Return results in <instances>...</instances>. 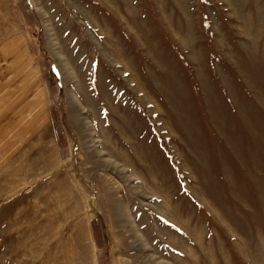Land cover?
<instances>
[{"label":"rangeland","instance_id":"374dc122","mask_svg":"<svg viewBox=\"0 0 264 264\" xmlns=\"http://www.w3.org/2000/svg\"><path fill=\"white\" fill-rule=\"evenodd\" d=\"M15 38L0 264H264V0H0V47ZM208 101L219 127L247 111L224 180Z\"/></svg>","mask_w":264,"mask_h":264},{"label":"bare ground","instance_id":"6f19581e","mask_svg":"<svg viewBox=\"0 0 264 264\" xmlns=\"http://www.w3.org/2000/svg\"><path fill=\"white\" fill-rule=\"evenodd\" d=\"M12 45H14L13 43H12ZM13 47V46H12ZM250 54V53H249ZM14 55V54H13ZM256 60V59H255ZM252 62V61H251ZM249 64H250V62H248V59H247V71H248V73H249V71H252V68L249 66ZM257 65V64H256ZM245 73H247V72H245ZM245 76V75H244ZM248 80V79H247ZM249 81V80H248ZM251 81H253V80H251ZM247 82V81H246ZM246 84V86H247V90H248V94H250V96H252V98H256L255 97V94H256V89L259 87V85H258V83H257V81L255 80V81H253V83L250 85L249 83H248V85H247V83H245ZM203 91L205 92V91H209L208 90V85H206V86H204V88H203ZM263 92V91H262ZM258 94V93H257ZM262 96H264V93H262L261 94ZM257 96V95H256ZM262 96L260 97V99H261V101H260V105L262 106V111H264V97L262 98ZM232 99H234V97L232 98ZM210 100V99H209ZM211 100H212V98H211ZM256 100V99H255ZM234 102H235V100H234ZM204 103V102H203ZM236 103V102H235ZM214 104V103H213ZM237 105V104H236ZM258 105H259V103H258ZM238 106V105H237ZM239 106H240V104H239ZM238 109H240L241 110V112H239V113H236V116L233 118V122H229V124H227L228 125V127H227V125H226V123L224 124V125H226V126H223V125H221L220 123V127L219 126H217L216 125V122L218 121V119H219V122H221L220 120H221V118H223V120L224 121H226V119H225V114L223 115L222 114V111H221V109H218V111H215V110H213V111H215V112H213L214 113V115H212L211 113H210V102L208 101V102H206V104H203V107H202V110L204 111H202V114H201V120H202V122H203V129L206 131V132H208V133H212V134H214V135H216V136H218V137H221V138H223V139H221L222 141L221 142H218L214 147H213V149H211V150H215V154L217 155V157L219 158V160H220V162H221V165H222V167H223V169H222V171H224L223 173H219V174H214V178H216V179H220V180H224L225 178H226V173H227V171H228V161H227V159L225 158V156H224V150H223V147L225 148V152H230L232 155H234L235 157H236V159H237V161L238 162H242L243 161V158H244V153L242 152V149H241V147H239V136H238V134L235 132L236 130H239V131H241L242 133H244V131H245V122H244V117H245V115H246V112H244L243 111V109H242V106L241 107H239V108H237L236 107V111L238 110ZM220 110V111H219ZM238 112V111H237ZM221 113V114H220ZM262 116V115H261ZM192 119L191 120H189V121H185L184 122V124L186 125V131H183V134H182V137H184L185 138V140L187 141V143L188 144H191L192 145V151L193 152H196V153H198L197 151H198V149L204 144V143H202L201 141H202V138H201V135L199 134V132H198V126L197 125H195L194 123H193V117H191ZM264 118V117H263ZM222 120V121H223ZM223 121V122H224ZM19 125V124H18ZM17 125V126H18ZM212 130H214V132L212 131ZM262 128H260L259 129V132H258V134L256 135V134H254L256 137L258 136V137H260V136H262V134H261V132H262ZM15 133V132H14ZM14 133H13V135H14ZM178 133V132H177ZM229 133H231V135H229ZM245 134V133H244ZM176 136H178V135H176ZM247 136H249V135H247ZM256 137H254V139H251L250 138V140L251 141H254L255 143H256V145H257V139H256ZM10 139H11V137H9ZM177 138V137H176ZM175 138V139H176ZM181 137H179V139H180ZM9 139V140H10ZM177 140V139H176ZM181 140V139H180ZM183 140V139H182ZM259 140V139H258ZM179 141V140H178ZM177 142V141H176ZM206 143V142H205ZM264 143V142H263ZM122 145V144H121ZM217 145H218V147L219 148H217ZM123 147V146H122ZM143 151H144V153L145 154H148V150H147V148H145V146H144V142H143ZM260 147V146H259ZM194 148V149H193ZM217 148V149H216ZM203 150H206V149H203ZM202 151V150H201ZM229 153V154H230ZM146 157V156H145ZM149 159L150 161L149 162H151L152 163V166H153V168L155 169V170H158V168H159V171H161L160 170V166H159V162H158V159L157 158H155L154 156L153 157H151V156H149V157H146V159ZM139 161V160H138ZM257 161V164L259 163V159L258 160H256ZM147 164V163H146ZM159 166V167H158ZM212 172H214V171H212ZM164 178V177H163ZM250 178V181L253 183V185H254V187L255 186H257V180H254L253 179V175L252 176H250L249 177ZM254 178H256V177H254ZM260 184V183H259ZM210 186L212 187V188H217V185L215 186V187H213V184H211L210 183ZM260 185H258V187H259ZM258 187H256V189L258 188ZM259 188H261V187H259ZM258 190V189H257ZM111 202H112V206H113V208H115L116 207V204H115V202L113 201V200H111ZM113 248H118V246H113Z\"/></svg>","mask_w":264,"mask_h":264},{"label":"crops","instance_id":"0c3cea01","mask_svg":"<svg viewBox=\"0 0 264 264\" xmlns=\"http://www.w3.org/2000/svg\"><path fill=\"white\" fill-rule=\"evenodd\" d=\"M18 38L12 39V40H7L6 42H4V44L2 45V47H0V53L1 51H6L8 49L9 53H13V50L15 48L14 45H12V43H14V41H16ZM13 46V47H12ZM11 47V48H10ZM32 64V62H31ZM29 65H30V61H26L21 63L18 67V69L16 70L19 76L22 72L23 74H25V72L28 71L29 69ZM34 69V68H33ZM34 74V72H31L27 77H30ZM4 82L2 81V79H0V141L1 139H4L6 137V132H5V128H6V119L7 116L9 115V113L13 110V109H18L20 106H23V93L21 91V85L17 86L14 91H10L9 93V97H14V102L8 104L7 101V92H4ZM20 97L17 98V96ZM34 96V95H33ZM31 94V90H28L25 94V97L28 99L33 97ZM30 102V100H29ZM28 102V103H29ZM33 104V102H31ZM25 108V106L23 107V109ZM20 113V111H19ZM2 124V127H1ZM3 134L1 133V131H3ZM1 134L3 135L1 138ZM2 146H5V142L3 144H1ZM3 153V154H2ZM30 155H28V159H29ZM37 162V160H36ZM8 169H7V163L5 160V151L4 149L0 148V185L3 182H7L8 181ZM4 191V189L2 187H0V195L2 194V192Z\"/></svg>","mask_w":264,"mask_h":264}]
</instances>
